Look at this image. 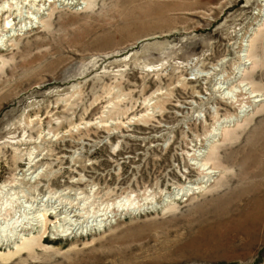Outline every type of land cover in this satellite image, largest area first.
I'll return each mask as SVG.
<instances>
[{
	"label": "rangeland",
	"instance_id": "obj_1",
	"mask_svg": "<svg viewBox=\"0 0 264 264\" xmlns=\"http://www.w3.org/2000/svg\"><path fill=\"white\" fill-rule=\"evenodd\" d=\"M207 1L0 0V264H264L263 3Z\"/></svg>",
	"mask_w": 264,
	"mask_h": 264
},
{
	"label": "bare ground",
	"instance_id": "obj_2",
	"mask_svg": "<svg viewBox=\"0 0 264 264\" xmlns=\"http://www.w3.org/2000/svg\"><path fill=\"white\" fill-rule=\"evenodd\" d=\"M132 2L130 3L132 6H131V10L133 11V13L135 11H139V10H142L143 12L142 13H138L137 17L141 16L142 18H145L147 19L148 21L150 22H156V23H163L164 22H170L171 20H174V21H177V20H183V19H186V17L188 16H194V14H192V12L194 13L196 11V8L198 5H201V3H203L204 1L205 2H208V3H212L213 1H207V0H131ZM204 2V3H205ZM203 3V4H204ZM262 7H263V10L261 12H264V0H262ZM3 10L2 12L6 11L5 8L6 7H2ZM140 12V11H139ZM136 16V15H135ZM136 19V18H134ZM7 29L5 28L3 30V27L0 26V32H5ZM11 34V32L9 33L8 32V37L9 35ZM7 35H6V38H8ZM10 37H14V36H11ZM5 38V36H4ZM249 53V52H248ZM247 57V56H246ZM250 57V56H249ZM248 58V57H247ZM246 58V59H247ZM245 59V58H244ZM249 59V58H248ZM248 62V60H246ZM252 61V65H253V68L255 67L256 65V61H255V58H251ZM245 62V61H244ZM257 66V65H256ZM241 67V66H240ZM239 68V67H238ZM244 68V67H243ZM244 72V71H243ZM240 74V73H239ZM246 74V72H245ZM229 82L228 81H224L222 82V80L220 82H218V89L221 90V91H225L224 90V85L228 84ZM242 84V83H241ZM244 86V85H243ZM226 87V86H225ZM249 87V86H248ZM243 90V89H242ZM245 90H248V89H245ZM249 91V90H248ZM233 93H235V91L232 89V91H229L228 93L226 92L225 95L227 96L228 99H230L231 101H235V98H233ZM250 94H253V92H251ZM259 95H257L256 93L253 94V98H256L258 97ZM226 98V99H227ZM263 101L262 99H255L253 102L254 103H258V102H261ZM246 113V110L245 108H241L240 111H238L237 115L235 116H232L230 118H227L223 123H221L220 127H227V125L229 123H232L234 120L235 121H238L240 120L243 115ZM223 128H219V129H216V131H220L222 130ZM223 134V133H222ZM221 135V134H220ZM214 136H219V133H214ZM222 136V135H221ZM200 156L199 157H206L205 156V152L201 151L200 152ZM215 154V152H211V155L213 156ZM215 156V155H214ZM32 160V158H30V161ZM34 161V160H33ZM32 163V161H31ZM210 164L205 162L204 164H201L200 165V168H202V170L204 171L205 173V178H207L206 181H204L205 184H207L208 181H210L214 176H216V172L215 170L209 166ZM26 171V170H25ZM24 173V172H23ZM42 174V172L40 174H38V176H40ZM26 175V174H25ZM204 178V179H205ZM215 178V177H214ZM203 182V181H202ZM211 182V181H210ZM206 189V185H198V183L196 184H193L191 185L190 187H187V188H182L181 190H178V192L174 193L175 196H180V195H187L189 194L190 191H202V189ZM197 193V192H196ZM126 200L125 199H122L120 201H118V203H115L114 206L116 207H122V203L125 202ZM127 202H130L127 201ZM126 202V203H127ZM124 204V203H123ZM125 206V205H124ZM72 207V206H71ZM123 208V207H122ZM70 209V208H69ZM65 214V220L66 221H69V223H76V221H73V218L77 217V214L76 212H71L69 213L68 210H66V212H64ZM76 214V215H75ZM54 215V214H52ZM81 215V214H80ZM58 216V215H57ZM61 216V215H60ZM44 217V216H43ZM112 217H110L111 219ZM109 220V216H108V219L105 220L103 219L102 220V224L103 223H107V221ZM111 221V220H110ZM43 225H46V219L44 218L42 221ZM40 222V223H41ZM79 224V223H78ZM74 225V224H73ZM80 227H81V223L79 224ZM76 226V225H75ZM62 228V227H61ZM58 229V231L60 232V234H64L66 233V235L70 236V234H68V231H73L72 229H69V230H63L62 229ZM101 228V227H100ZM61 236V235H60ZM62 237V236H61ZM65 237V236H64Z\"/></svg>",
	"mask_w": 264,
	"mask_h": 264
}]
</instances>
